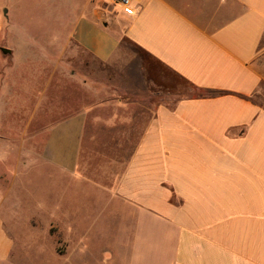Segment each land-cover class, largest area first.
I'll return each instance as SVG.
<instances>
[{
  "label": "crops",
  "instance_id": "crops-1",
  "mask_svg": "<svg viewBox=\"0 0 264 264\" xmlns=\"http://www.w3.org/2000/svg\"><path fill=\"white\" fill-rule=\"evenodd\" d=\"M21 2L0 0V133L35 122L46 133L41 161L60 194L45 226L56 235L44 238L58 264H94L92 230L103 226L117 230L101 264H264V0H132L133 14L118 0H52L51 30L16 27L8 6ZM64 37L120 68L143 69L145 53L203 92L159 98L133 77L119 110H80ZM83 148L95 155L82 160ZM100 149L110 151L95 163ZM83 194L102 206L92 218H79ZM31 243L0 213V264H18Z\"/></svg>",
  "mask_w": 264,
  "mask_h": 264
},
{
  "label": "rangeland",
  "instance_id": "rangeland-1",
  "mask_svg": "<svg viewBox=\"0 0 264 264\" xmlns=\"http://www.w3.org/2000/svg\"><path fill=\"white\" fill-rule=\"evenodd\" d=\"M26 3V6H23L21 2L19 6L12 9L8 6L10 9L8 17L11 22H17L16 27L27 30H51L49 27H51V23H54L55 18L52 0H27ZM19 21L22 22L23 27ZM7 22L6 18L3 21V26L9 25ZM88 38L91 39V36L89 35ZM125 46V43L122 42L119 50L124 49ZM63 47L64 71L73 72L78 76L80 110L96 107L100 114L102 110H119L118 97L126 92L134 93L135 91L133 85H126L127 78L133 77L142 78L140 79L141 85H138L139 91L149 94L158 93L159 98L166 97L167 94H174L176 98L187 95L194 96L203 92L174 76L173 79L166 78L167 75L161 73L166 70H163L145 53L140 54L143 69L135 70L134 67L133 69L120 68L111 62L110 64L104 63L67 37L63 38ZM137 54L139 53L137 52ZM117 59H121V57L116 56L114 61ZM136 60L138 67V55ZM146 67H149L151 72ZM152 77L157 79L154 80ZM120 79H124L125 83L120 84L123 82ZM168 81L173 84L170 85ZM255 98L264 105V86ZM109 99H113L112 103L104 105V100L110 101ZM140 102H138V108H147V102L142 101L139 106ZM149 107L151 106L148 105ZM145 119L146 117L143 118V120ZM16 125L18 124H10L9 127L15 128ZM38 128V123L35 122L26 133H0V213L8 225L9 232L16 240H20V238L33 240L29 246L30 250L27 252L29 255L27 257L18 256L20 257L18 264L59 263L53 255L54 240L44 237L47 235L55 237L56 235L55 227L46 229L45 226L48 225L51 214L55 211L60 192L55 179L46 175H55V168L49 164L43 165L41 161L43 139L46 133L36 132ZM98 151L100 155L95 157V163L96 161L101 163L103 153L110 150L100 149ZM89 152L90 150L83 148L82 160L90 159L95 155L89 156ZM78 204L81 211L80 219L83 217L92 218L95 211L98 212L102 209L97 198L88 194L81 195ZM69 215L71 216V212ZM59 221L63 225L67 237L72 240L75 234L72 233V224L69 222V218L64 221L59 218ZM86 228L84 221L82 226L80 224L76 230L83 232ZM116 230L111 226L92 230L91 247L95 257L94 264H101L103 257L106 256L104 248L112 241L110 239L115 236ZM17 246L21 247V245ZM65 247L62 244L60 250L63 251ZM74 263L81 264L82 262L80 259H75Z\"/></svg>",
  "mask_w": 264,
  "mask_h": 264
},
{
  "label": "built area",
  "instance_id": "built-area-1",
  "mask_svg": "<svg viewBox=\"0 0 264 264\" xmlns=\"http://www.w3.org/2000/svg\"><path fill=\"white\" fill-rule=\"evenodd\" d=\"M118 2L122 5V8H123L125 13H127V14H133L134 13L132 0H118Z\"/></svg>",
  "mask_w": 264,
  "mask_h": 264
}]
</instances>
